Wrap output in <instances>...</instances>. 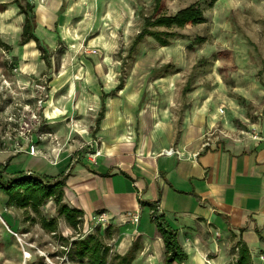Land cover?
<instances>
[{
	"label": "rangeland",
	"instance_id": "obj_1",
	"mask_svg": "<svg viewBox=\"0 0 264 264\" xmlns=\"http://www.w3.org/2000/svg\"><path fill=\"white\" fill-rule=\"evenodd\" d=\"M15 1L23 4V0H0V55L13 52L33 57L42 67L30 72V77L18 79V84L29 78L46 80L49 99V83L55 76L53 89L58 82L72 88L75 79V96L85 97L89 106L80 112L77 124L65 125L63 135H56L59 156L63 153L67 157V165L86 159L94 161L100 153V135L92 134L96 113L90 107L91 100L102 88L111 91L119 77L123 79V91L106 102L124 105L116 115L123 122L126 136H130L129 132L135 134L133 154L138 147L145 148L150 143L155 148L166 145L155 154L168 148L178 149L187 119L203 109L216 114L212 127L200 135L201 144L208 143L206 147L212 140L216 144H242L256 141L254 135L264 138V0H161L159 15H174L195 4L202 18L199 23L173 28L176 36L166 47H160L149 36L134 44L146 18H156L153 0H28L33 5L38 44L30 41L25 45H19L23 16L18 14ZM5 43L9 49L2 46ZM37 45L45 51L46 61L40 59ZM13 62L21 71L20 63L14 59ZM63 70L78 76L69 72L57 76ZM186 82L190 90L184 93ZM31 91L27 88L26 93ZM66 95L61 88L54 98L67 100ZM140 96L141 103L136 107ZM143 115L148 123L146 135L141 137L138 129ZM152 120L160 122L157 132L150 128ZM226 120L233 126H226ZM180 151L188 154L186 147ZM30 160L18 157L7 172L23 170ZM57 168L53 167V171ZM30 172L33 171L22 173ZM27 215L33 222L26 220ZM56 217L50 200L40 207L39 215H34L7 206L5 195L0 193V264H86V259L78 261L73 257L70 242L101 229L92 220L84 231L83 218L76 229H71L63 218ZM40 218H55V232L41 229ZM120 228L109 220L100 234L102 245L108 249L106 264H116L111 256L125 252L129 242L121 245L124 238L135 243L131 246L134 258L130 264H156L148 261L153 254L150 241L154 238L147 243L133 234V228ZM195 232L196 235L184 229L178 238L186 251L199 250L204 254L190 257L195 264H233L231 247L237 237L208 224ZM251 260L253 264H264V251L253 250Z\"/></svg>",
	"mask_w": 264,
	"mask_h": 264
},
{
	"label": "crops",
	"instance_id": "obj_2",
	"mask_svg": "<svg viewBox=\"0 0 264 264\" xmlns=\"http://www.w3.org/2000/svg\"><path fill=\"white\" fill-rule=\"evenodd\" d=\"M7 55L12 56L17 64L20 63L21 72L25 74L42 68L33 57L27 58L13 52ZM64 72L69 71L63 70L57 76ZM25 74L19 79H25L27 77ZM69 74L78 76L75 72ZM55 77L49 83V99L42 114L46 129L61 137L66 126L77 124L82 114L80 112L85 109L87 111L89 106L85 97L78 99V96H75V79H72L74 82L72 88L69 84L61 86L58 82L53 89L51 85L55 82ZM120 84L121 87L117 89ZM61 88H64L67 94L65 98L67 100L54 98L55 93L57 94ZM122 88L123 79L119 77L118 83L111 91L106 92L102 88L92 97L90 107L96 113L93 114L92 134L99 133L102 141L101 151L97 153L94 161L86 159L67 165L68 161H65L67 157L62 153L58 163L51 165L41 155L32 157L1 150L2 178L7 179L13 173L23 171L48 176H56L64 171L66 180L62 189V202L68 208L82 212L80 219L83 218L85 221L84 231L89 227L93 215L104 213L113 224L120 226V229L127 231L133 228L135 231L133 234L141 236L143 241L149 243V239L154 238L150 241L153 254H150L148 261H154L156 264H163L164 248L150 219V206H155L157 215L162 214L169 226L178 232L177 240L184 229H189L196 235L195 229L204 230L208 224L226 229L232 237H237L235 242L242 241L248 248L250 258L251 252L257 248L264 251V138L256 141L246 140L242 144L232 141L216 144L212 140L208 147L202 148L200 135L212 127L216 118L215 113L203 109L194 111L193 117L187 119V125L184 126L177 144L180 157L165 156L162 152L155 154L159 149H165L166 145L155 148L152 143L145 148L138 147L137 152L133 154L131 148L134 145L135 134L129 132L130 136L127 137L126 131L121 127L123 122L120 116L116 115L124 105L113 103L111 100L106 102L107 98L119 91L122 92ZM188 90L189 82H186L183 92ZM103 93L112 94L103 101V116L94 131L101 105L100 96ZM141 99L142 96L137 99L136 107H139ZM147 123L148 120L143 115L138 129L141 137L146 135ZM149 124L156 132L160 128V122L150 121ZM225 125L233 126L227 120ZM183 147L187 148L188 154L180 151ZM39 148L46 156L51 157L55 154V151H51L49 143L41 142ZM18 157L31 159L30 164L23 170L8 173ZM53 167L58 168L53 171ZM49 200L53 203L51 199ZM128 212L138 215L137 222L125 220L124 215ZM102 231L103 229L98 231L99 235ZM128 236L129 234L126 237ZM126 242H129V245L125 252L113 255L124 256L129 251L132 252L131 246L135 243L124 238L121 245ZM178 243L183 249L180 240ZM183 251L187 258L181 264H195L190 258L195 253L204 256L199 250ZM113 262L117 264V261Z\"/></svg>",
	"mask_w": 264,
	"mask_h": 264
},
{
	"label": "trees",
	"instance_id": "obj_3",
	"mask_svg": "<svg viewBox=\"0 0 264 264\" xmlns=\"http://www.w3.org/2000/svg\"><path fill=\"white\" fill-rule=\"evenodd\" d=\"M153 12L157 13L161 0H153ZM14 3V2H13ZM18 6V14L23 16V23L20 28L19 45H25L30 41L37 42L34 36L35 29V15L33 12V5L28 0H23V4L16 2ZM147 20L142 24V28L137 35L136 44L144 37L149 36L154 39L160 47H166L170 41L176 36L172 31L173 28H183L185 25L199 23L202 21L200 12L195 4L178 10L174 15H159L156 18L153 16L146 18ZM4 48L9 49L8 45L2 44ZM40 50V58L46 61L47 56L42 47L37 45ZM121 87L118 85L117 89ZM109 94H101V105L95 120L94 131L102 119L104 112V99L110 96ZM1 167V166H0ZM3 168H0V173ZM66 176L64 171L56 176H48L45 174H37L30 172L28 174L16 172L7 179H3L0 175V192L6 197V205L12 206L16 209L23 210V212H30L34 215H39L40 207L43 206L47 200L51 199L55 206V212L58 217H62L64 222L71 229H76L79 224V219L82 212L76 209L68 208L62 202L63 192ZM150 219L154 223L156 232L162 240L164 248L163 264H181L186 260V253L183 251L177 240V232L172 229L165 221L163 215H157L155 206H150ZM27 221L33 222V218L28 215ZM41 229L54 233L56 230V219L46 220L40 218ZM63 241V240H62ZM70 249H72L73 257L78 261L86 259V264H106L108 249L102 245L100 235L96 229L94 233L86 235L84 238L75 239L70 242ZM233 252V264H252L250 253L247 246L242 241H237L231 247ZM134 254L129 251L124 256L113 255L111 260L117 261V264H130L133 260Z\"/></svg>",
	"mask_w": 264,
	"mask_h": 264
},
{
	"label": "built area",
	"instance_id": "obj_4",
	"mask_svg": "<svg viewBox=\"0 0 264 264\" xmlns=\"http://www.w3.org/2000/svg\"><path fill=\"white\" fill-rule=\"evenodd\" d=\"M0 151L5 150L14 154L28 156H42L51 165H56L60 153L59 142L56 135L46 130L43 113L44 105L48 100L46 93L47 82L43 79L36 81L29 78L23 84L18 79L24 73L18 70L13 59L7 54L0 55ZM33 73H28L30 77ZM36 77V76H34ZM27 88L32 89L28 94ZM223 111L219 109L221 114ZM253 139H259L257 135ZM41 142L51 145L53 156H46L39 148ZM207 142L202 144L206 148ZM165 156L180 157L177 149L168 148L162 151ZM151 215V211H150ZM128 222H137L138 215L130 212L124 215ZM94 226L104 229L110 220L104 213L91 217Z\"/></svg>",
	"mask_w": 264,
	"mask_h": 264
},
{
	"label": "bare ground",
	"instance_id": "obj_5",
	"mask_svg": "<svg viewBox=\"0 0 264 264\" xmlns=\"http://www.w3.org/2000/svg\"><path fill=\"white\" fill-rule=\"evenodd\" d=\"M25 258H27V253L24 255Z\"/></svg>",
	"mask_w": 264,
	"mask_h": 264
}]
</instances>
